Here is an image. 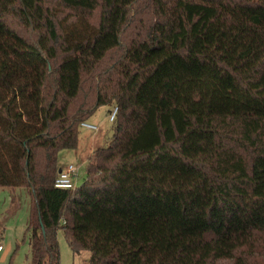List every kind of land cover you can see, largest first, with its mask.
I'll return each mask as SVG.
<instances>
[{
  "label": "trees",
  "instance_id": "1",
  "mask_svg": "<svg viewBox=\"0 0 264 264\" xmlns=\"http://www.w3.org/2000/svg\"><path fill=\"white\" fill-rule=\"evenodd\" d=\"M0 187L31 193V264L59 229L89 264H264V0H0Z\"/></svg>",
  "mask_w": 264,
  "mask_h": 264
},
{
  "label": "rangeland",
  "instance_id": "2",
  "mask_svg": "<svg viewBox=\"0 0 264 264\" xmlns=\"http://www.w3.org/2000/svg\"><path fill=\"white\" fill-rule=\"evenodd\" d=\"M114 105L99 107L86 121L98 130L80 126L76 149L59 153V171L73 164L79 166L78 186L86 176V163L92 148L107 147L114 136L115 122L109 120ZM31 193L22 187H0V264H31L30 236L27 225L30 216ZM60 264H89L91 253H74L63 229L58 231Z\"/></svg>",
  "mask_w": 264,
  "mask_h": 264
},
{
  "label": "built area",
  "instance_id": "3",
  "mask_svg": "<svg viewBox=\"0 0 264 264\" xmlns=\"http://www.w3.org/2000/svg\"><path fill=\"white\" fill-rule=\"evenodd\" d=\"M118 114V107L114 106L109 113V120L116 122ZM81 126L86 127L91 130H98V127L89 123H82ZM78 178H79V166L69 164L62 168L55 179V187L59 189L74 190L78 187ZM2 247L0 246V251Z\"/></svg>",
  "mask_w": 264,
  "mask_h": 264
},
{
  "label": "crops",
  "instance_id": "4",
  "mask_svg": "<svg viewBox=\"0 0 264 264\" xmlns=\"http://www.w3.org/2000/svg\"><path fill=\"white\" fill-rule=\"evenodd\" d=\"M89 124H90V123H89ZM78 144H79V142H78ZM94 150H95L94 148L91 149L90 154H89V157H90V155L92 154V152H93ZM89 157H88V159H89ZM87 162H88V160H87ZM86 165H87V163H86ZM63 168H64V167H63Z\"/></svg>",
  "mask_w": 264,
  "mask_h": 264
}]
</instances>
